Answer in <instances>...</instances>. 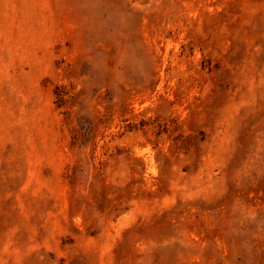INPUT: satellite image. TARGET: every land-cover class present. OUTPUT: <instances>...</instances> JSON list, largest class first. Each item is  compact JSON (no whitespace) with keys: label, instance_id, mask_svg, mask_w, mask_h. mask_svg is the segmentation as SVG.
Returning a JSON list of instances; mask_svg holds the SVG:
<instances>
[{"label":"rangeland","instance_id":"rangeland-1","mask_svg":"<svg viewBox=\"0 0 264 264\" xmlns=\"http://www.w3.org/2000/svg\"><path fill=\"white\" fill-rule=\"evenodd\" d=\"M0 264H264V0H0Z\"/></svg>","mask_w":264,"mask_h":264}]
</instances>
